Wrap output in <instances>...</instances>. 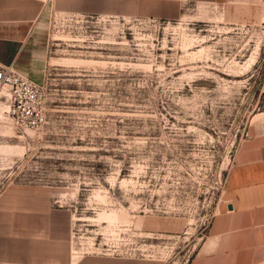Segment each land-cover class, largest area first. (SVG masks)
<instances>
[{
    "label": "rangeland",
    "instance_id": "1",
    "mask_svg": "<svg viewBox=\"0 0 264 264\" xmlns=\"http://www.w3.org/2000/svg\"><path fill=\"white\" fill-rule=\"evenodd\" d=\"M0 14L42 18L46 49L41 127L16 129L0 86V194L67 208L75 258L184 264L264 132V0H0Z\"/></svg>",
    "mask_w": 264,
    "mask_h": 264
},
{
    "label": "crops",
    "instance_id": "2",
    "mask_svg": "<svg viewBox=\"0 0 264 264\" xmlns=\"http://www.w3.org/2000/svg\"><path fill=\"white\" fill-rule=\"evenodd\" d=\"M42 22L0 14V64L37 83L46 57ZM71 217L35 191L1 193L0 264H139L86 253L75 258ZM184 264H264V132L240 145L216 213Z\"/></svg>",
    "mask_w": 264,
    "mask_h": 264
},
{
    "label": "built area",
    "instance_id": "3",
    "mask_svg": "<svg viewBox=\"0 0 264 264\" xmlns=\"http://www.w3.org/2000/svg\"><path fill=\"white\" fill-rule=\"evenodd\" d=\"M0 86L7 89L5 113L16 129L39 128L44 124L42 84L31 81L12 65L0 64Z\"/></svg>",
    "mask_w": 264,
    "mask_h": 264
},
{
    "label": "water",
    "instance_id": "4",
    "mask_svg": "<svg viewBox=\"0 0 264 264\" xmlns=\"http://www.w3.org/2000/svg\"><path fill=\"white\" fill-rule=\"evenodd\" d=\"M228 208H230V206H228Z\"/></svg>",
    "mask_w": 264,
    "mask_h": 264
},
{
    "label": "bare ground",
    "instance_id": "5",
    "mask_svg": "<svg viewBox=\"0 0 264 264\" xmlns=\"http://www.w3.org/2000/svg\"><path fill=\"white\" fill-rule=\"evenodd\" d=\"M10 150V149H9Z\"/></svg>",
    "mask_w": 264,
    "mask_h": 264
}]
</instances>
